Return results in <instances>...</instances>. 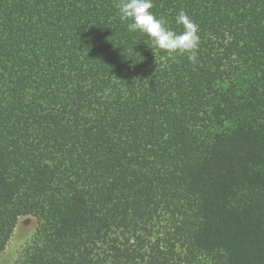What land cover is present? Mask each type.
<instances>
[{"label":"trees","instance_id":"1","mask_svg":"<svg viewBox=\"0 0 264 264\" xmlns=\"http://www.w3.org/2000/svg\"><path fill=\"white\" fill-rule=\"evenodd\" d=\"M197 60L119 0H0V257L264 264V0H153Z\"/></svg>","mask_w":264,"mask_h":264},{"label":"clouds","instance_id":"2","mask_svg":"<svg viewBox=\"0 0 264 264\" xmlns=\"http://www.w3.org/2000/svg\"><path fill=\"white\" fill-rule=\"evenodd\" d=\"M153 7V0H119L118 4L120 18L129 21L128 31L145 33L170 57L187 53L189 61L195 63L200 46L199 25L181 10L176 23L183 26V31L177 33L167 26L163 17L154 14Z\"/></svg>","mask_w":264,"mask_h":264},{"label":"rangeland","instance_id":"3","mask_svg":"<svg viewBox=\"0 0 264 264\" xmlns=\"http://www.w3.org/2000/svg\"><path fill=\"white\" fill-rule=\"evenodd\" d=\"M36 228L37 219L34 216L29 215L20 217L13 236L0 257V264H13L21 248L32 237Z\"/></svg>","mask_w":264,"mask_h":264}]
</instances>
